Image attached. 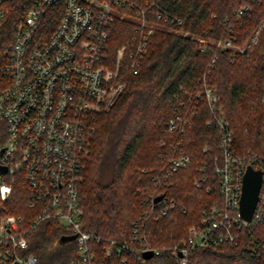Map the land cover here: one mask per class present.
Here are the masks:
<instances>
[{"label":"trees","instance_id":"16d2710c","mask_svg":"<svg viewBox=\"0 0 264 264\" xmlns=\"http://www.w3.org/2000/svg\"><path fill=\"white\" fill-rule=\"evenodd\" d=\"M132 1L137 7L147 2L161 6L182 24L180 32L156 28L139 70H123L124 89L109 108L89 116L80 185L83 225L100 238L92 241L99 264H140L135 251L108 254L112 240L158 249L141 264H179L174 247L183 244L203 208L221 198L215 158L222 154V129L216 118L229 121L237 152L264 157V26L255 42L240 50L264 21V0ZM35 3L0 0V85L8 80V52ZM63 7V1L48 6L45 32L56 29ZM127 14L135 12L127 9ZM136 27L132 18L115 20L107 45L111 56L133 42ZM226 38L233 47L218 46ZM204 79L219 97L216 107L190 101L197 106L190 124L185 131L170 132L169 119L179 104L176 96L186 99L202 88ZM180 153L188 154L190 162L168 174L170 160ZM23 187H16L13 213H28ZM161 194L175 202L166 213L154 201ZM135 223L142 229L137 240ZM255 231L264 239V220ZM70 235L59 221H43L30 232L29 251L39 264H69L76 256V240L61 238ZM187 264H264V246L256 245L246 229L237 245L191 250Z\"/></svg>","mask_w":264,"mask_h":264},{"label":"built area","instance_id":"2783aa9c","mask_svg":"<svg viewBox=\"0 0 264 264\" xmlns=\"http://www.w3.org/2000/svg\"><path fill=\"white\" fill-rule=\"evenodd\" d=\"M60 1L62 16L56 29L47 33L43 26L47 8ZM127 9L135 14H127ZM117 18L134 19L137 35L130 45L122 44L111 56L107 45ZM157 24L178 29L182 19L150 2L137 7L132 0H36L28 12L8 52L4 67L8 80L0 85V264H39L37 255L29 251V235L46 220L59 221L75 235L76 256L69 264H99L92 241L100 238L83 225L80 185L88 153L85 130L89 116L109 108L126 86L123 70H139ZM232 45L230 38L218 42V46ZM176 98L179 104L169 119L170 132L185 131L190 124L197 112L190 101H207L211 108L219 101L205 79L194 94ZM216 124L222 129V154L215 158L221 198L203 208L183 244L174 247L179 264H187L190 251L196 248L237 245L246 229L256 245L264 246V239L255 231L264 220V157L237 152L229 121L216 118ZM190 160L188 154L180 153L170 160L167 173ZM249 165L263 174L250 221L240 208ZM20 185L26 187L28 213L11 211L10 203ZM159 202L163 213L175 206L165 196ZM133 233L134 240L141 239L138 223ZM127 250L137 252L141 264L144 252L151 248H133L114 240L106 246L108 254L121 255Z\"/></svg>","mask_w":264,"mask_h":264},{"label":"water","instance_id":"95a60500","mask_svg":"<svg viewBox=\"0 0 264 264\" xmlns=\"http://www.w3.org/2000/svg\"><path fill=\"white\" fill-rule=\"evenodd\" d=\"M3 171H6L7 168L2 167ZM262 171L255 169L253 166L249 165L244 174V182H243V191L240 201V208L242 215L245 219L250 221L253 217L254 210L257 206L259 200V194L262 185ZM164 197V194H161L155 198V202H159ZM75 235L63 236L61 238L62 241L74 239ZM155 254L153 249L144 252L143 257L145 259L152 258ZM15 264H19L16 262Z\"/></svg>","mask_w":264,"mask_h":264},{"label":"rangeland","instance_id":"374dc122","mask_svg":"<svg viewBox=\"0 0 264 264\" xmlns=\"http://www.w3.org/2000/svg\"><path fill=\"white\" fill-rule=\"evenodd\" d=\"M88 1H95V0H88ZM97 1V0H96ZM263 26H264V21H263V23L259 26V28L256 30V32L253 34V35H255V36H253V37H250L249 39H248V41L246 42V43H244L242 46H241V48H243V49H245V48H247V47H249L250 46V44L253 42H255V37H256V35H258L259 33H260V31H261V29L263 28ZM156 28H165V29H167V30H171V31H174V32H180L179 31V29H173V28H170V27H166V26H164V25H162V24H157L156 25ZM234 46V44L232 45V47ZM147 246H149L150 248H151V245H147ZM152 249V248H151ZM158 249H155V251H157Z\"/></svg>","mask_w":264,"mask_h":264}]
</instances>
